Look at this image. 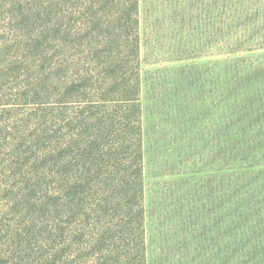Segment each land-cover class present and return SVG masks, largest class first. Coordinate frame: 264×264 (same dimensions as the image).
<instances>
[{
    "label": "trees",
    "instance_id": "obj_1",
    "mask_svg": "<svg viewBox=\"0 0 264 264\" xmlns=\"http://www.w3.org/2000/svg\"><path fill=\"white\" fill-rule=\"evenodd\" d=\"M184 1L206 11L209 42L217 43V118L213 156L197 162L210 168V179L196 175L186 193L190 209L174 258L176 264H264V0ZM50 2L54 14L44 29L22 15L20 30L6 37L0 24V37L7 38L2 48L27 40L43 63L27 73L28 103L49 102L58 81L53 71L42 72L51 57L44 46L74 45L72 78L57 85L61 100L77 107L69 121L64 228L41 218L31 236L0 252V264H149L141 0ZM74 14L75 31L66 26Z\"/></svg>",
    "mask_w": 264,
    "mask_h": 264
},
{
    "label": "rangeland",
    "instance_id": "obj_2",
    "mask_svg": "<svg viewBox=\"0 0 264 264\" xmlns=\"http://www.w3.org/2000/svg\"><path fill=\"white\" fill-rule=\"evenodd\" d=\"M6 1L11 16L9 6L0 0L5 12L0 15V24L6 29V37L20 30L17 22L22 15L26 23L44 25L42 29L52 22L55 6L50 0ZM191 3L141 0L149 264L177 263L174 253L179 231L185 210L190 209V202L187 205L184 198L194 187L196 175L206 182L210 179L206 171L210 168L200 169L197 162L210 156L214 143L218 47L215 38L209 42L206 11L200 13L202 6L194 4L191 8ZM72 18L66 26L75 31V14ZM6 37H0L2 255L31 236L35 223L42 224L41 218L52 225L58 223L63 230L69 121L77 108L70 105L71 101L61 100L63 91H57V85L70 82L77 66L73 65L77 62H73L74 45L61 48L58 42L50 48L44 46L43 52L51 57L43 61L42 72L53 71L52 78L58 81L51 85L49 102L28 103L22 96L27 73L33 69L38 72L43 63L35 59L34 46L27 40L17 38L2 48ZM190 54L196 57L188 59ZM189 91L192 93L184 97ZM179 172L188 178L182 181ZM224 188L220 185V195ZM43 205L47 209L41 212ZM49 234L37 237L43 239Z\"/></svg>",
    "mask_w": 264,
    "mask_h": 264
}]
</instances>
